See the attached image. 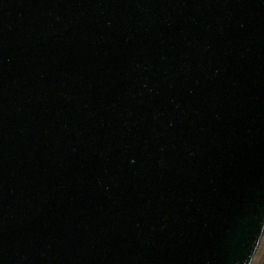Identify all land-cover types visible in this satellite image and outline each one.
Instances as JSON below:
<instances>
[{"label": "water", "instance_id": "1", "mask_svg": "<svg viewBox=\"0 0 264 264\" xmlns=\"http://www.w3.org/2000/svg\"><path fill=\"white\" fill-rule=\"evenodd\" d=\"M264 233V0H0V264H252Z\"/></svg>", "mask_w": 264, "mask_h": 264}, {"label": "rangeland", "instance_id": "2", "mask_svg": "<svg viewBox=\"0 0 264 264\" xmlns=\"http://www.w3.org/2000/svg\"><path fill=\"white\" fill-rule=\"evenodd\" d=\"M252 264H264V233L256 251V254L252 260Z\"/></svg>", "mask_w": 264, "mask_h": 264}]
</instances>
